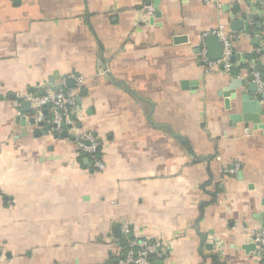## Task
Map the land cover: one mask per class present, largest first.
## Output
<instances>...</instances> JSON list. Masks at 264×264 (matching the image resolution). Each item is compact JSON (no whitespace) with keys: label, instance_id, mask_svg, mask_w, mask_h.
<instances>
[{"label":"crops","instance_id":"0c3cea01","mask_svg":"<svg viewBox=\"0 0 264 264\" xmlns=\"http://www.w3.org/2000/svg\"><path fill=\"white\" fill-rule=\"evenodd\" d=\"M255 2L0 0V264H116L124 223L168 246L162 264H264L243 249L264 229V130L220 94L264 75ZM246 16L250 34L233 30ZM221 28L236 60L207 74L199 49ZM47 89L75 91L76 125L104 140L105 172L23 112Z\"/></svg>","mask_w":264,"mask_h":264},{"label":"built area","instance_id":"2783aa9c","mask_svg":"<svg viewBox=\"0 0 264 264\" xmlns=\"http://www.w3.org/2000/svg\"><path fill=\"white\" fill-rule=\"evenodd\" d=\"M145 12L148 16H153V9L145 7ZM223 44V57L221 60L212 61L208 56V51L204 45L205 38L202 41V46L199 49L200 63L204 67L205 73H210L213 69L223 67L225 72H229L232 68L233 40L232 35H227L221 28L215 32ZM254 83L259 87V91H263V81L260 75L254 72L252 75ZM31 103L32 118L42 127L50 126L49 134L61 136L66 133L73 137L76 154L79 158L88 160L91 169L95 172L102 173L106 170L104 161V152L106 150L104 140L94 132L82 131L76 125L79 108L76 105V94L74 90L54 91L47 89L45 93L38 95L32 94L24 98ZM76 116V121L71 119V116ZM250 128L245 129V135H250ZM240 171V164L235 163L232 167L225 169L226 176H236ZM122 231L128 237L125 247L120 248L121 257L118 258L116 264H155L158 261H163L169 254L168 246L158 238H146L136 235L128 223H124ZM249 244L255 245V252L264 261V229L253 232L250 235ZM214 251L216 255H224L225 243L215 238L213 241ZM59 264V263H57Z\"/></svg>","mask_w":264,"mask_h":264},{"label":"water","instance_id":"95a60500","mask_svg":"<svg viewBox=\"0 0 264 264\" xmlns=\"http://www.w3.org/2000/svg\"><path fill=\"white\" fill-rule=\"evenodd\" d=\"M250 0H246L248 3ZM255 6L259 3H264V0H255ZM251 7V6H250ZM260 15L264 13L263 8L257 6ZM160 15V14H159ZM245 22L234 21L232 24V28L235 31L244 30L246 34H250L249 28V20L250 16L245 17ZM154 21V19H153ZM153 23V22H152ZM259 26V25H258ZM205 47L208 51V56L210 60L217 61L221 60L223 57V44L221 39L216 34L208 35L205 38ZM236 57H232V61H235ZM259 65H262L261 62H258ZM260 79L264 81V75L260 76ZM245 84V80L235 79L233 80L227 87H225L221 91V95L225 99V106L227 109L231 108L232 101L239 100L241 107V116L245 122L253 124L255 129L264 130V124L261 121V115L264 113L263 101H264V86L263 91H259V87L256 83L252 82L247 85V89L237 92L238 89L242 88ZM70 85V84H69ZM191 85V89L194 91L198 88V82H188L185 84L186 87ZM58 89H62V86H59ZM21 107L24 113L31 112V103L30 102H22ZM22 122L24 123L23 117H20ZM73 121H76V116H71ZM32 124H36L35 119H31ZM78 127L81 128V124H78ZM45 134H49L50 126L46 125L44 127ZM67 137V134L64 133L61 136H55V138ZM246 252L255 251V245L248 244L243 248ZM155 264H162L161 261L156 262Z\"/></svg>","mask_w":264,"mask_h":264},{"label":"trees","instance_id":"16d2710c","mask_svg":"<svg viewBox=\"0 0 264 264\" xmlns=\"http://www.w3.org/2000/svg\"><path fill=\"white\" fill-rule=\"evenodd\" d=\"M2 197V195H1V193H0V198ZM119 257H121V254H120V256H119V254H118V256H116L115 258H119ZM214 263L215 264H222L221 262H220V260L217 258V257H215V260H214Z\"/></svg>","mask_w":264,"mask_h":264}]
</instances>
